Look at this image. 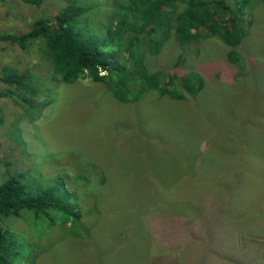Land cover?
Masks as SVG:
<instances>
[{"label":"rangeland","instance_id":"obj_1","mask_svg":"<svg viewBox=\"0 0 264 264\" xmlns=\"http://www.w3.org/2000/svg\"><path fill=\"white\" fill-rule=\"evenodd\" d=\"M93 1L102 11L88 15L92 29L101 33L112 2H81ZM263 2L237 42L241 67L227 62L225 48L212 36L184 45L170 38L158 55L145 57L148 72L167 71L178 62L181 72L200 76V91L181 101L146 91L134 95L131 103H121L103 85L87 79L58 81L46 63L37 65L35 45L25 53L11 42H0V66L32 68L43 88L38 100L49 99L37 114H25L0 99V179L6 171L21 172L43 186L59 179L79 214V221L48 228L39 237L27 223H9L13 232L34 242L32 264H177L181 256L176 247L182 248L187 239L168 217L182 214L184 223L198 218L190 209L194 183L235 182L247 132L264 126ZM58 6L60 0H43L38 8L0 0V35L21 34L40 10ZM253 135L249 141L255 148ZM219 188L222 193L230 190L229 185ZM222 216L235 224L234 250L243 253L248 241L254 242L247 264H264V238L241 231L249 222L240 225ZM234 217L246 220V215ZM218 241L216 252L225 256V244ZM215 259L228 264L218 256L207 260Z\"/></svg>","mask_w":264,"mask_h":264},{"label":"trees","instance_id":"obj_2","mask_svg":"<svg viewBox=\"0 0 264 264\" xmlns=\"http://www.w3.org/2000/svg\"><path fill=\"white\" fill-rule=\"evenodd\" d=\"M17 1L35 8L43 2ZM81 1L60 0L61 6L57 9L40 10L39 17L25 32L0 35V42H11L25 53L35 45L32 51L39 61L37 65L46 63L58 81L71 84L87 79L103 85L117 101L131 103L134 95L146 91L176 101L193 98L200 91V76L181 72L178 62L167 71H147L145 57L158 55L170 38L178 45L210 36L217 38L226 50L227 62L241 67L243 60L235 50L237 42L252 23L254 8L264 0H111L113 9H108V20L101 24V33L92 29L88 14L93 10L100 13L102 5ZM31 69L0 66V99L9 101L25 114H37L49 102L47 98L38 100L43 88ZM44 90L48 92L47 88ZM252 134L258 140L255 148L249 141ZM245 141L247 149L240 148L244 156H239L241 173L236 172L240 176L235 182L223 179L220 184L194 183L196 189L204 188L203 193L195 188L191 192L194 197L190 204L192 217L198 218L184 223L182 214L168 217L175 224V231L187 239L182 248L176 247L177 257L181 256L177 264H222L220 260H207L216 256L228 264H247L256 244L248 241L245 252H236L231 229L235 224L224 221L223 214L230 220L237 219L240 225L249 222L250 225L242 226L241 230L249 237L264 238V219H258L264 216V126L259 131L247 132ZM2 173L0 264H32L34 242L25 240L21 232H13L9 223H27L34 231L37 229L39 237L48 228L79 221V214L68 201L70 196L59 179L43 186L33 179L27 180L21 172ZM226 185L230 190L222 193L219 188L216 191ZM239 215H246V220L234 217ZM184 217L188 219L185 214ZM260 223L262 228L257 227ZM40 227H45V231ZM218 240L225 244V256L216 252Z\"/></svg>","mask_w":264,"mask_h":264}]
</instances>
